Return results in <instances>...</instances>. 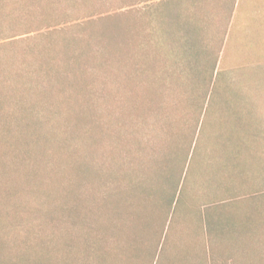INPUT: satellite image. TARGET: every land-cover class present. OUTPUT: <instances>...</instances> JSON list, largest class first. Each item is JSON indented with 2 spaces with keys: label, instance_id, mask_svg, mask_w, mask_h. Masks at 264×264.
Instances as JSON below:
<instances>
[{
  "label": "rangeland",
  "instance_id": "rangeland-1",
  "mask_svg": "<svg viewBox=\"0 0 264 264\" xmlns=\"http://www.w3.org/2000/svg\"><path fill=\"white\" fill-rule=\"evenodd\" d=\"M133 1L101 0L106 10L99 11L101 13L98 12L95 17L99 20L101 17L121 15L132 9L130 2ZM220 1V8L217 0H208L209 5L203 6L198 2L200 5L193 9L196 20L214 23L215 17L226 22L233 0ZM141 6L145 5L134 7ZM233 8L232 24L215 79L218 72L239 60L241 64L232 69L240 74L235 90L241 95L242 102L235 103L234 89L229 86L231 81L218 77L221 89L216 99L225 102L223 108L220 106L217 121L218 126L223 125L222 129L219 128L222 138L214 133L216 125L206 130L196 160L191 163V156L185 163L194 164L193 168L180 171L175 189L169 192V203L163 209V218L167 220L164 264H205L210 246L214 249L213 253L209 252L211 264H264V164H260L264 163V0H237ZM117 18L98 21L83 31L88 34L93 29H115L122 21H127L126 18ZM82 21L74 18L59 27L45 28L25 37H33L31 42L40 48L48 41L40 38L44 33ZM75 36L70 30L52 36L58 44L56 48L63 45L69 49H54L51 53L52 61L60 71L59 79L64 81L68 91L56 90L54 98L50 94L45 104L50 107L51 113L41 111L37 113L40 120H33L38 122L44 135L34 141L31 158L24 156L21 163L22 155L17 158L16 149L12 148L9 153L16 159L8 157L3 161L7 170L4 176L7 187L4 188L17 194L13 205H21L23 209L17 213V217L12 213L14 218L0 214V247L4 249L3 253L0 250V263L18 262V256L25 250L20 243L31 234L26 229L39 226L44 216V219L50 216L55 220L45 224L50 227L43 233V243L47 251H57L52 262L46 264H90L96 259L93 248L97 249L101 241L99 238L110 236L113 239L118 231L130 241L131 248H144L141 239H132V235H127L124 221L119 223L118 228L108 227L106 209L99 207L100 198L112 196L118 185L117 180L113 181L116 177L115 164H119L115 159L120 160L115 135L116 125H119L117 110L120 109L125 123L121 136H129L135 131L142 134V128L135 129L128 117V109H131L128 101L131 94L129 75L126 69L121 73L122 78L116 77L120 64L109 56L112 51L101 36L87 44L76 41ZM109 40L111 45H115L123 43L124 38L113 31ZM81 53L84 54L82 58L89 57L88 63L82 64L75 59V55ZM0 57L6 56L0 54ZM245 109L249 110L241 115ZM245 141L247 146L243 148ZM121 145L125 155L131 157L123 164H139L138 159H142V155L137 157L132 148L127 151L125 141ZM259 155L260 162L257 159ZM244 156H247V160ZM93 158L97 159V164H84L90 163L89 160L93 161ZM159 160L160 157L148 164H160ZM15 161L20 164H15ZM229 190L236 193L228 196ZM82 192H95L99 200L95 199L94 208L82 209L80 220L69 209H76L79 200L92 202V197ZM240 195L242 199L233 208L214 205L225 198ZM172 201L174 204L169 212ZM208 213L222 220L227 216H236L238 220L251 225L253 233L241 237L234 231L230 235L228 227L224 226L220 235L227 232L229 236L211 239L208 235ZM155 216L158 219L153 222L151 231L144 233L146 242L150 241V234L156 230L157 223H162L160 210ZM246 217H254L257 228L253 230L254 226L246 221ZM21 225L26 226L24 231ZM38 228H35L36 232ZM21 231L23 238L17 242L16 234ZM55 233H58V237L53 238ZM32 239H35L34 235ZM137 250L141 256L142 251L138 253Z\"/></svg>",
  "mask_w": 264,
  "mask_h": 264
},
{
  "label": "trees",
  "instance_id": "trees-1",
  "mask_svg": "<svg viewBox=\"0 0 264 264\" xmlns=\"http://www.w3.org/2000/svg\"><path fill=\"white\" fill-rule=\"evenodd\" d=\"M100 1L0 0V54L6 56L0 57V214L14 218L23 209L21 205H13L17 194L4 188L7 187L4 177L7 170L4 169L6 163L3 161L8 157L16 159L9 153L12 148L16 149L17 158L22 155L21 163L25 159L24 156L31 158L34 141L44 135L38 127V122L33 120H40L37 113L41 111L44 114L51 113L50 107L45 104L50 94L51 98H54L56 90L68 91L64 81L59 79L60 71L52 61L51 53L54 49H69L63 45L56 48L58 44L53 40V34L70 30L76 35V41L81 44H87L91 39L101 36L106 41L107 48L112 51L109 56L120 64L116 77L122 78L121 73L127 69L131 89L128 100L131 109H128V117L135 129L142 128L140 132L144 135L135 131L129 136H121L125 123L120 109L117 110V123L121 127L116 125L115 135L117 146L120 148V160L115 159L119 164H115L116 177L113 181L117 180L118 185L112 196L100 198L99 207L106 209L105 220L108 227L118 228L119 223L124 221L128 229L127 235H132V239H141L144 248H131L130 241L123 238L120 231L115 233L113 239L110 236H101L97 249L93 248L96 259L90 264H164L167 220L163 218V209L169 203V192L175 189L180 171L193 168L194 164L185 163L191 156V163L196 160L206 130L216 125L214 133L222 138L219 128L222 129L223 125L218 126L217 121L220 117V106L223 108L225 102H218L216 99L221 89L218 77L223 81L225 77L231 81L229 86L234 89L235 103L242 102L241 95L235 90L240 74L236 69H232L241 64L239 60L218 72L215 79L232 24L233 4H236L237 0L232 1L228 20L224 22L214 17V23L196 20L193 10L198 2L202 6L209 5L208 0H135L130 2L131 6H145L132 7L121 15L101 17L97 20V13L106 10ZM217 3L220 8L221 1L217 0ZM218 14L221 15V12ZM116 17L126 18L127 21H122L115 29H93L88 34L83 31L98 21ZM74 18L83 21L44 33L40 38L48 41L40 48L31 42L33 37H25L45 28L59 27ZM113 31L123 36V43L111 45L109 35ZM83 55L77 54L75 59L82 64L88 63L89 57L82 58ZM80 71L82 73L81 68ZM247 110L249 109H245L241 115ZM96 140L98 142V128ZM122 141L127 142V151L132 148L137 157L142 155L143 158L138 159L139 164H123L131 157L125 155ZM246 146L245 141L243 148ZM159 157L160 164H148ZM244 159L247 160V156H244ZM257 159L260 162V155ZM89 162L84 164H97L98 161L93 158V161ZM15 164L20 163L15 161ZM94 193L82 192L83 195L92 197V202L79 200L76 209H69L74 211L72 214L75 217L81 220L83 210L95 206V199L99 200V196ZM235 193L229 190L228 196ZM237 197L225 198L226 200L214 205L233 208L242 199L241 195ZM173 204L174 201L168 207L169 212ZM158 210L162 214V223H157L156 230L153 228V234H150V241L146 242L144 233L146 230L151 231L153 222L158 219L155 216ZM12 213L16 215L13 217ZM44 218L39 226H36L39 227L38 232L34 226L32 229H26V226L21 225L23 231L26 229L31 234L22 242L20 238H23V231L16 234L17 242H21L25 250L18 256L17 263L9 264L52 262V257L57 251H47L43 243V233L50 227L45 224L53 222L55 217ZM207 218L208 235L211 239L229 236L227 232L220 235L224 226L228 227L230 235H233L234 231L241 237L251 236L253 233L251 225L238 220L236 216H227L222 220L208 213ZM253 219L246 217V221L254 226V230L257 227ZM32 235L35 239H32ZM55 237H58V233H55L53 238ZM50 241L52 244V240ZM135 249H138V253L142 251L141 256ZM0 250L3 253V247H0ZM209 252H214L212 246ZM209 252L205 264H211ZM0 264H5V261Z\"/></svg>",
  "mask_w": 264,
  "mask_h": 264
}]
</instances>
